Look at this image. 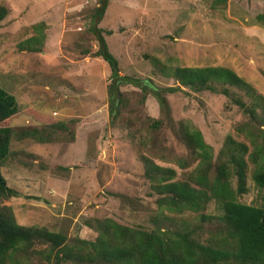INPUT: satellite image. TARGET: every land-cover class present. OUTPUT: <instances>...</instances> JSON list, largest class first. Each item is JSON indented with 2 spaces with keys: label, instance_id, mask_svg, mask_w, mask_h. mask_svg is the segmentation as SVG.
I'll use <instances>...</instances> for the list:
<instances>
[{
  "label": "rangeland",
  "instance_id": "obj_1",
  "mask_svg": "<svg viewBox=\"0 0 264 264\" xmlns=\"http://www.w3.org/2000/svg\"><path fill=\"white\" fill-rule=\"evenodd\" d=\"M211 2L106 0L95 27L116 61L117 75L134 81L118 88L123 101L115 115L106 95L108 68L91 56L96 44L87 32L97 0H0L6 10L0 20V88L16 108L0 127L18 132L63 126L49 143L9 140L0 175L18 196L0 206L9 208L14 224L88 241L95 233L82 225L85 219L109 218L144 229L156 216L159 226L170 229L199 225L192 213L156 210L139 157L173 169L180 178L187 169H177L175 162L190 158L178 138L180 122L199 132L212 157L225 135L242 141L233 128L244 116L217 93L177 86L162 94L168 109L163 117L149 90L176 86L166 75L175 67L226 68L264 98V27L255 18H264V0H225L210 7ZM30 36L38 39L39 52H19L16 45ZM227 91L248 102L243 91ZM154 120L161 124L150 131L147 124ZM246 185L248 192L238 202L264 205V193L257 194L249 179ZM204 214L219 211L209 202ZM200 227L198 237L205 238L208 226ZM31 264L40 263L31 259Z\"/></svg>",
  "mask_w": 264,
  "mask_h": 264
},
{
  "label": "trees",
  "instance_id": "obj_2",
  "mask_svg": "<svg viewBox=\"0 0 264 264\" xmlns=\"http://www.w3.org/2000/svg\"><path fill=\"white\" fill-rule=\"evenodd\" d=\"M224 1L212 0L210 7ZM97 2L87 28L96 44L91 56L99 58L108 68L106 95L109 110L114 109L116 115L123 101L118 88L134 81L117 75L116 61L108 53L100 31L95 27L106 0ZM5 14L6 10L0 7V20ZM255 18L264 27L263 16ZM39 46L38 39L30 36L20 41L16 48L19 52L38 53ZM86 53L82 51L80 54ZM166 75L175 81L176 86L158 93L149 90L163 117L166 118L168 109L162 94L177 91V86L190 92L208 91L227 97L244 116V121L233 128L242 141L225 135L214 157L196 129L187 123H178V138L190 156L187 162H175L177 169H187L179 174L178 179L173 169L158 166L144 156L139 157L141 178L156 196V210L178 216L183 212L192 213L199 225L170 229L159 226L156 216L151 219L152 227L144 229L120 225L109 218L85 219L82 225L95 233L93 240L88 241L69 238L63 232L18 226L13 222L9 208L0 206V264H31V259L40 264H264V205L238 202L248 192L247 179L257 194L264 193V98L226 68L175 67ZM136 87L142 93L146 90L144 85L137 84ZM228 88L243 91L248 102L244 104L229 95ZM15 113L13 97L0 88V123ZM160 124V120L151 121L147 129L156 131ZM56 130L62 131L63 126L48 125L18 132L0 127V165L7 156L12 137L44 144L54 138ZM17 196L0 175V201ZM209 202L214 204L219 215L204 214ZM159 218L171 220L166 215ZM201 224L211 228L205 230V238L198 237L203 235L200 234Z\"/></svg>",
  "mask_w": 264,
  "mask_h": 264
},
{
  "label": "water",
  "instance_id": "obj_3",
  "mask_svg": "<svg viewBox=\"0 0 264 264\" xmlns=\"http://www.w3.org/2000/svg\"><path fill=\"white\" fill-rule=\"evenodd\" d=\"M112 112H114V109L112 110ZM112 115V114H111Z\"/></svg>",
  "mask_w": 264,
  "mask_h": 264
}]
</instances>
